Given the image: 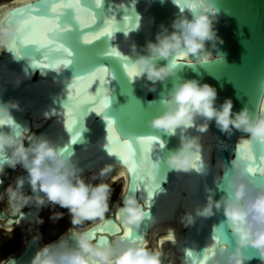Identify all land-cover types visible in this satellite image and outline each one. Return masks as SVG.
Segmentation results:
<instances>
[{"label":"water","instance_id":"water-1","mask_svg":"<svg viewBox=\"0 0 264 264\" xmlns=\"http://www.w3.org/2000/svg\"><path fill=\"white\" fill-rule=\"evenodd\" d=\"M1 14L0 198L16 179L0 216L35 223L0 264H119L115 242L127 253L160 219L183 223L160 264H264V0H26ZM110 166L127 171L114 208L42 247L44 199Z\"/></svg>","mask_w":264,"mask_h":264},{"label":"rangeland","instance_id":"rangeland-1","mask_svg":"<svg viewBox=\"0 0 264 264\" xmlns=\"http://www.w3.org/2000/svg\"><path fill=\"white\" fill-rule=\"evenodd\" d=\"M11 1L13 0H0V6ZM193 41L196 43L198 42L195 40ZM14 177H16V175ZM14 179L15 178H13L11 184L4 187V190L2 191L3 196L0 198V209L5 213L8 212V206L6 203L7 192L8 189L12 187ZM123 181L125 183L124 178ZM123 181L118 177V179H116V181L114 180V183L96 200L91 199L89 195L91 186L90 182L87 180L76 186V188L63 200H60L56 196L52 197V199L45 205L43 213L40 215L42 225L41 242L44 243L43 245H48V243L52 242L72 227L81 228L92 222V220L78 219L86 215L88 210L91 212L92 207V210L99 211L101 209L96 219L108 214L120 200ZM64 211L65 214L63 215ZM4 221L5 219L0 216V263L9 255L20 252L23 248L24 240V231L21 227L6 230L4 229L6 227L3 226ZM47 225L48 227H45ZM57 227L58 229L55 230ZM151 250L150 247H147L142 253L133 255L126 260L120 258L115 262L119 264H149L150 260H153L156 257L154 251L152 253Z\"/></svg>","mask_w":264,"mask_h":264},{"label":"bare ground","instance_id":"bare-ground-1","mask_svg":"<svg viewBox=\"0 0 264 264\" xmlns=\"http://www.w3.org/2000/svg\"><path fill=\"white\" fill-rule=\"evenodd\" d=\"M26 0H13L11 2H8L6 5L0 7V16L2 15V11L6 10L8 8H10L13 5L22 3ZM3 33L0 30V49L3 48ZM206 137L202 138L201 142H200V146H202V144L204 143ZM195 143L199 144V139L195 140ZM26 162V161H25ZM25 164V163H24ZM120 168V172L115 171L116 169ZM5 170H7V168H1L0 169V173L3 175L5 174ZM16 175V172L15 174ZM103 176V178H99ZM123 177L126 183V177H127V171L123 166H119V167H115V166H110L107 167L106 169L100 167V168H90L89 170L85 171L84 173L73 177V181L70 180V182H62L60 183L56 189L46 198L44 199V207L45 205L52 199V197L56 196L58 197L60 200H63L72 190H74L76 188V186L82 184V182H84L85 180L90 182V186L91 189H93L94 191V187H97V180L101 179L102 182H106L107 184L104 185L105 187L111 185L114 180L118 179V177ZM16 179V177H15ZM15 179L13 184L15 183ZM13 186V185H12ZM105 187L101 188L99 190V192L96 193V195H99L101 193H103L105 191ZM103 191V192H102ZM3 196V192L1 194V198ZM178 199L175 200L176 205L174 204V208L177 210L178 212ZM164 214V213H163ZM167 214V213H166ZM34 220H29V219H24L21 221H17L16 224L13 225V227H9V229H13L16 227H21L22 230L24 231V241H26V239L32 234L31 229L34 225ZM3 226H6L5 221L3 223ZM30 226V228L28 227ZM183 227V223L180 221H170V220H165V219H160L155 226H153V228L150 230V234L149 237L147 239H143L140 242L139 241H135L133 244L134 245H130V248L128 249L127 253H123L121 247L119 246L118 242H115L116 246H117V255L116 259H127L133 255L142 253L147 247H150L156 257L155 259L152 260V264H160L158 259L160 257V254L162 253V251L166 248V246L169 244V242H171L172 240H166V231L167 230H174V229H181ZM160 237V238H159ZM165 237V238H164ZM139 242V245L137 248H135L134 246L137 245V243ZM41 246L42 247H46V246H50L48 245H43V243L41 242ZM114 251V250H113ZM108 256V254L103 255V260L105 261L106 257ZM172 260V264H179V261L177 260V258L174 256L171 257ZM156 260V261H155Z\"/></svg>","mask_w":264,"mask_h":264},{"label":"trees","instance_id":"trees-1","mask_svg":"<svg viewBox=\"0 0 264 264\" xmlns=\"http://www.w3.org/2000/svg\"><path fill=\"white\" fill-rule=\"evenodd\" d=\"M71 205V204H70ZM72 206V205H71ZM69 207V206H68ZM67 207V208H68ZM70 209V208H69ZM68 209V210H69ZM92 209H93V207H92ZM91 209V212H89V210H88V212H87V214L86 215H84L83 217H80V218H78V219H86V220H89V221H94L93 219H96V217L99 215V213H100V211H101V209L99 210V211H97V210H92ZM69 212V211H68ZM67 212V213H68ZM65 214V211H64V213H63V215ZM69 218H70V216H69ZM45 227H48V225L47 226H45ZM59 227V226H58ZM58 227L55 229V230H57L58 229Z\"/></svg>","mask_w":264,"mask_h":264},{"label":"flooded vegetation","instance_id":"flooded-vegetation-1","mask_svg":"<svg viewBox=\"0 0 264 264\" xmlns=\"http://www.w3.org/2000/svg\"><path fill=\"white\" fill-rule=\"evenodd\" d=\"M7 4V3H6ZM6 4H4V5H6ZM4 5H2V6H4ZM2 6H0V7H2Z\"/></svg>","mask_w":264,"mask_h":264}]
</instances>
